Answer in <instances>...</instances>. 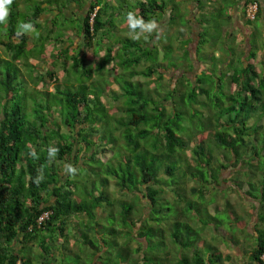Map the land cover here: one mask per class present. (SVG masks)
<instances>
[{"label":"trees","instance_id":"trees-1","mask_svg":"<svg viewBox=\"0 0 264 264\" xmlns=\"http://www.w3.org/2000/svg\"><path fill=\"white\" fill-rule=\"evenodd\" d=\"M209 1L188 0L184 19L188 25L194 22L196 42L192 52L187 45L183 52L189 57L187 65L172 67L171 60L165 59L168 43L141 46L129 35L117 33L123 22L127 25L129 11L160 23L165 15L164 25L168 20L174 24V6L165 8L164 0H132L131 7L124 3L126 13L119 28L110 27L112 12L100 18L108 8L107 0H83L76 7L59 6L57 0H13L8 23L0 25V264H32L34 252L40 257L36 264H57L58 256L60 264H74L64 257L69 252L80 257L82 245L91 249L89 264L96 259L100 264H164L158 260L163 250L155 240L163 242L164 231L159 235L153 227L166 219L172 225L169 237L180 250L193 248L189 253L179 251L173 264L231 261L229 252L215 247L217 241H209L221 233L216 227L201 239L196 234L201 245L188 237L192 220L205 231L212 218H200L199 202L190 201L188 211L180 208L179 200L187 199V192L202 197L207 188L221 190L216 175L223 179L222 171L233 165L238 188L246 186L250 215L256 211L255 219L249 218L250 230L244 227L255 242L250 248L238 238L228 242L246 254L247 264H264V35L257 47L255 39L261 38L262 31L252 25L259 19L264 27V0H222L230 3L227 22L208 38V26L216 27L222 13L215 11L209 18ZM250 1L256 3V11L252 18L242 11L241 19H236L242 27L236 40L230 32L233 11ZM45 3L49 6L44 15ZM217 3V10L222 9ZM62 12L79 17L80 34H68L65 39L71 40L57 42L60 36L50 34L55 15ZM28 21L39 31L35 40L15 35L18 23ZM102 46V54L89 63L87 52ZM130 50L136 53L129 56ZM255 54L258 71L249 61ZM97 74L109 76L101 84L83 83V78L88 83L96 80L91 77ZM38 83L42 87H36ZM150 91L161 93L154 96ZM49 146L59 148L51 163ZM33 148L38 159L29 155ZM109 154L112 160L102 165L101 155ZM66 163L82 173L74 178L65 175ZM41 169L44 178L37 185ZM165 178L172 182L167 184ZM109 180L115 190L108 187ZM169 192L176 197H169ZM43 211L45 215L37 220ZM180 220L185 221L183 233ZM121 226L132 230L121 233ZM94 232L102 238L108 234L115 246L100 253L92 245ZM131 241L140 256L132 254ZM54 244H59L57 249H52ZM101 256L106 257L104 263Z\"/></svg>","mask_w":264,"mask_h":264},{"label":"rangeland","instance_id":"rangeland-1","mask_svg":"<svg viewBox=\"0 0 264 264\" xmlns=\"http://www.w3.org/2000/svg\"><path fill=\"white\" fill-rule=\"evenodd\" d=\"M57 1L59 3V6L64 4V6H70L71 5L73 7H76L77 5H81V3H82L81 1H83V0H57ZM98 1L100 2V1H105V0H98ZM164 1H166V2H164L165 8L169 7V9H170L172 6H174V7H172V10H171V12H172L171 16H173V23L174 24H171V21L168 20V24L166 23V25H164V22L166 20V16L162 15L161 23H160L162 31H161L160 36L156 37L155 35H153V37L148 41V43H146L143 40H141L139 42H140V45L143 43H146V44L154 43V44H158V46H161L162 43L163 44L168 43L170 47H169V51L168 50L166 51L167 56L165 57V59L171 60L169 62L172 63V67H173V65H175L177 67H182L185 64L187 65L186 61L189 60V57L185 58V55L183 54V52L186 48V45H187L189 51L192 52L194 49V43L196 42V35H195L196 27H195L194 22H191L192 24L188 25L187 21H185V19H184V16L187 17L188 13H189L188 12L189 10L187 9L188 0H164ZM107 2L109 3L108 8L106 9L105 14H103L100 18L105 19L107 17L106 16L107 13L112 12L113 16H112V21H111L110 27H112L113 25L115 27V25H116L119 28V24H121V19L123 18L122 15L124 13H126V7L124 8L123 5H124V3H127L128 6L131 7L132 0H107ZM217 2H220V6L222 9L218 8V10H217V8H216V6L218 5ZM26 4L27 3L24 4V7ZM46 4L47 3L43 4V7H42V8H44L43 9L44 15L48 13L47 7L49 5H46ZM229 4H230L229 2L222 4V0H210L208 2L207 7L209 9H211L212 12H214V13L211 12V13H209L210 15H207L209 18H211V19L214 18L213 16L215 14V11L222 12L217 17L218 20H216V23H217L216 27L208 26V30H211L210 33L208 32V38L214 37L212 35V33H215L216 31L218 32V28H219L218 25L219 24H221V29L224 28V24H226V22H227V15L225 13H227V11L230 8V6H228ZM222 5H223V7H222ZM20 6H22V5H20ZM28 6H29V4H28ZM64 9L69 10L68 7H64ZM177 11H182V12L177 13ZM20 14H22V12H20ZM62 14H64V13L62 12ZM62 14L55 15V17H57L55 19L56 23H55V25H53V30L51 31V34H50V36L52 35V37H55L57 35L60 36V38H58L57 42L60 41L59 39H63V40H67V41L71 40L70 36L67 37V39H65L66 36H68V34H71V33H72V35L73 34H77V35L80 34V29H79L80 19H79V17L77 18V17L72 16V15H68V14L62 15ZM232 15L235 17V23H234V26H232L230 28V32L232 35L235 34L233 36L237 37L236 38V40H237L238 39V35H237L238 31L242 29L241 24H240L241 21H238L241 19L239 16L242 14H241V11L237 10V8H236V10L233 11ZM189 16H190V19L193 21V19L191 18V14ZM215 18H216V16H215ZM236 19H238V20H236ZM262 21H264L263 16H262ZM209 23H211V21ZM46 24H47V26H49L48 23H46ZM252 25L254 27H256L257 29H259V31H262V33H260L261 38L259 36L255 39V44L257 47H259L261 40L263 38L262 35H264V27L261 25V22L259 19L254 20ZM121 26H122L120 28L121 30H118L117 33L121 34L123 36H126V35L128 36V33H129L128 26L125 24V22H123ZM65 29H71V31H69L70 33L65 32ZM214 29H216L215 32H213ZM74 30H76V31H74ZM65 33H66V35H65ZM111 35L115 36V34H111ZM30 36L34 40L36 39L35 35H30ZM96 41H98V40H96ZM245 48H247V44H246ZM234 52H235L234 53L235 54V60H237V54H238L237 50H234ZM135 53L136 52L132 51V50L128 51L129 56L134 55ZM162 54H163L162 51L158 52L159 56H162ZM47 55H48V53H47ZM256 57H257V54H255L253 57H251L249 59V61L253 63L255 70L258 71L259 70V63L256 61ZM94 59H95L94 57L89 58V56H88V60H90L89 63H91L92 62L91 60H94ZM143 59L144 58H141V62H143ZM18 60L22 64V60L21 59H18ZM29 60L32 61V59H29ZM20 67L22 68V66H20ZM22 69H25V68L23 67ZM108 76L109 75L97 74V75H92L91 78L96 79V80H94L90 83H88L85 80V78H83L82 81H83V83L91 84V85L96 84V83L101 84L103 82L104 78H107ZM140 79H143V78H140ZM150 85H152V82L150 83ZM47 86H48V84L45 87H47ZM36 87L40 88L42 86H40V83H38L36 85ZM111 87L115 88V86L113 84H111ZM229 87H230V90L233 89V85L230 84ZM29 89H31V88L29 87ZM160 90H161V87L159 85L158 91H160ZM211 92L213 94L216 91L213 90ZM150 93H153L152 95H154V93H159V95H160L161 92L150 91ZM30 99L32 100V98H30ZM108 101H110V100L108 99ZM250 121L251 120L249 119L248 123ZM262 121H263V118L256 121V122L261 123ZM180 123H182V120H180ZM184 125L185 126L188 125V122L186 121V124H184ZM118 137H119V134H118ZM215 153L216 152H214V154ZM112 156L113 155L109 154L106 158H104V156L101 155V159H104V160H102V165H104L105 162L112 160ZM229 167H232V166H229ZM234 167L235 166L233 165V168ZM233 168H230V169H232L231 171H230V169H226V168H225V170L223 169L224 171H222V173H221V176L223 177V179H221L222 181L220 180V177H219L220 175L219 174L216 175V178L218 180L217 184L222 187L221 190H216L214 188H207V190L203 192L202 197L200 195L199 196L196 194L193 195L190 192H187V199L179 200V204H180L179 206H180V208L183 207V209L190 211L191 207L190 208L188 207L189 206L188 203L190 201L199 202V204H198L199 208L197 211L199 212L200 218H203V219L212 218L209 220V222H207L206 226H204V227H208V229H205V231L203 229L201 230L200 228L198 229V227L200 226V222H196V221L192 220L189 223L190 225H192L191 226L192 230H191V234L188 233V237H190L191 239H194V241H195L198 239V237L200 239H201V237L203 238L206 231H208V234H210V232L212 231V229L214 227L224 229L227 231L226 235H222L221 233H217L216 237L214 239H209V241L210 242L213 241V243L215 241H217V244L215 245V247H218L219 251H221L222 253L223 252H229L231 254V261H224L223 264H237L238 261L241 262L242 264H247V261H246L247 259L245 258L246 254L245 253L240 254V250H238L232 244L229 245L228 240L233 239L234 241H236L238 238V239L243 241L241 243L243 246H245V247L247 246L246 248H250L252 246V244L255 242V237L252 236L251 234L247 233L245 228H246V226L249 225V218H250V220L255 219L254 213L256 211L253 210L251 215H250V213H249L250 207H251L249 205L250 203H248V201H247L248 199L246 200L244 195H241V192L243 190L240 191L236 187L237 184H236V181H234V180H236L235 179L236 176H234L235 172H233ZM81 171H82L81 169H78L79 173H82ZM240 174L245 175V172L242 170V172ZM231 176H233L232 180H228V179H230ZM239 177L241 178V175H239ZM239 177H238V179H240ZM164 180H167V184H169L168 181L172 182L171 178H168V179L165 178ZM108 183H109L108 187L110 189L115 190V187H113V183H111V180H109ZM242 186L244 187V184H242ZM207 191H212V192H214V194L207 196L206 195ZM114 194L116 196H118V193L116 191ZM172 196H174V194H171V192H169V197H172ZM174 197H176V194ZM228 199L231 203L229 205L225 204V201H227ZM115 207H116V212H118L120 210V207H118L117 205ZM216 207H219V208H216ZM194 208L195 207H193L192 210H194ZM163 209L164 208L162 207L161 210H163ZM169 210H171V209H169ZM159 214H161V216L163 217L165 215V212L159 211ZM166 220H168V221L161 220L160 223L157 222L154 225L153 229H156V232L159 235L162 234V231L167 232V234L163 232V235H161L162 236L161 240L163 242L159 243L160 240L155 239L157 241V244L161 245L160 248H162V250H163L161 254H158V256H159L158 260L164 261V264L167 261H169V263H170V260H171L172 261L171 263L173 264L174 261L176 260V258L179 257L178 252L181 250L179 248L180 245H178V243L176 244L175 241H173L169 237V234H171L170 230H171L172 225H171L169 219H166ZM234 221H235V223H232ZM167 223H168V225H167ZM183 224H185V221L180 220V226H179V232L180 233H183L185 230V227ZM219 224H221V225L218 226ZM238 225H244L243 229L241 226H239L240 227V229H239ZM104 226H107V224L105 223ZM158 227H161L162 230H160ZM120 228L122 230L121 233H124V234H127L128 231L130 233L132 230V228L130 226H121ZM197 230H198V232H197ZM199 230H200V232H199ZM143 232H146L147 235H149V233L146 230H144ZM221 232H223V231H221ZM197 233H198V237L196 236ZM102 236H103V238L95 236V232H94L93 237L90 236V238H91L93 247L98 248V251L103 254L106 252V250L107 251L110 250V245L115 246L116 242L112 241L113 240L112 237L106 233H104V235H102ZM164 236H165V238H163ZM101 238L104 239L105 241L104 240H103V242L100 241ZM198 243L200 245L202 244L201 241L197 240V242H195V244H198ZM58 245L59 244H54L52 246V249H57ZM135 245L136 244L133 241L130 242V246L133 247L132 254L134 253L135 257H138V256H140L141 251L140 250L138 251V249L135 247ZM191 245H192V243H191ZM191 249H193V248L192 247L183 248L181 252H188L189 253V252H191ZM113 250H114V247L111 249V251H113ZM245 250L247 251V249H245ZM58 252H59V253H57L58 255H60L62 253L60 248L58 249ZM159 252H160V250H159ZM78 253L81 254L80 257H75V255H74L75 253L69 252L68 255H70V256L66 255L64 258L65 259L67 258V260L70 259L74 264H89V261H92L91 249L89 246L82 245L81 249L78 251ZM36 254L37 253L34 252V253H32V255H30V259H31L32 264L33 263L34 264L39 263L40 257L37 256ZM101 257H102L101 263H104L106 257H104V256H101ZM57 258H59L57 264H60V256H58ZM92 262H91V264H92ZM94 264H100V263H98V260L96 259L94 261ZM119 264H122V263H119ZM251 264H254V263H251Z\"/></svg>","mask_w":264,"mask_h":264},{"label":"clouds","instance_id":"clouds-1","mask_svg":"<svg viewBox=\"0 0 264 264\" xmlns=\"http://www.w3.org/2000/svg\"><path fill=\"white\" fill-rule=\"evenodd\" d=\"M12 4H13V0H0V25H6L8 23V18L10 15V6ZM96 7L97 6L95 5L92 12H94V9ZM243 7L244 5L239 6L237 10L241 11L242 13ZM126 20H127V26L129 28V33H128L129 38L134 41L143 40L145 42H148L153 37V35L159 37L161 34L162 30H161L160 22H158L155 19L145 20L142 16H138L135 12L129 11L127 13ZM15 35L16 37H21L23 35H35L36 37H38L39 31L35 28L34 24L31 21L20 22L17 25ZM58 152H59V148L55 146L48 147L47 157L49 163H51L56 158ZM29 155L32 156L34 159L39 158L34 148L30 151ZM63 172L65 175L69 176L70 178H74L78 173V168L72 164L66 163L64 165ZM43 178H44L43 171L41 169L37 173V176L35 178V183L39 185V183L42 182ZM43 213H46V211H43L40 215H45ZM40 219L37 218V220Z\"/></svg>","mask_w":264,"mask_h":264},{"label":"crops","instance_id":"crops-1","mask_svg":"<svg viewBox=\"0 0 264 264\" xmlns=\"http://www.w3.org/2000/svg\"><path fill=\"white\" fill-rule=\"evenodd\" d=\"M68 30V31H67ZM69 31H71V29H65V32H67V33H70ZM65 35H66V33H65ZM102 50H103V46H102V49H98V50H93V48H91L88 52H87V58H88V56H89V58H91V57H94L95 59L97 58V56H99L100 54H102ZM92 62H93V60H91ZM236 184H238L237 183V181H236ZM237 187V189H239L240 191L241 190H243L242 192H241V195H244L245 196V198H246V200L248 199L247 198V196H246V194L244 193V191H245V185H244V187L241 185V188H238V186H236ZM228 201H229V199H228ZM248 201V200H247ZM228 203H230V201L228 202ZM231 204V203H230ZM252 220V219H251ZM250 221H249V225L247 226V229L248 230H250ZM217 231H224V229H221V228H217L216 229ZM231 245V244H230ZM234 246V245H233ZM235 247V246H234ZM237 248V247H236ZM218 249V248H217ZM238 249V248H237ZM239 250V249H238ZM240 254H241V250H240Z\"/></svg>","mask_w":264,"mask_h":264},{"label":"built area","instance_id":"built-area-1","mask_svg":"<svg viewBox=\"0 0 264 264\" xmlns=\"http://www.w3.org/2000/svg\"><path fill=\"white\" fill-rule=\"evenodd\" d=\"M255 10H256V3L253 2V1L247 2L244 5V7H243L244 14L248 18H252L253 17ZM92 15H93V12L90 13V19H91ZM43 214H45V213H43ZM42 216L43 215H40L38 217V219H40Z\"/></svg>","mask_w":264,"mask_h":264}]
</instances>
